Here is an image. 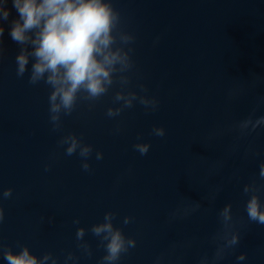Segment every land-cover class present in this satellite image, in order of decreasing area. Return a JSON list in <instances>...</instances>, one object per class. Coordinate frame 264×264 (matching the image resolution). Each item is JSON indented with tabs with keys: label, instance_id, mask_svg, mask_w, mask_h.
Segmentation results:
<instances>
[{
	"label": "water",
	"instance_id": "1",
	"mask_svg": "<svg viewBox=\"0 0 264 264\" xmlns=\"http://www.w3.org/2000/svg\"><path fill=\"white\" fill-rule=\"evenodd\" d=\"M121 27L134 36L129 84L118 74L108 92L91 107L77 101L53 130L48 113L50 88L17 77L19 46L0 38V249L27 245L64 264H99L104 255L90 226L112 212L114 226L136 245L117 264H199L211 259L221 231L218 212L231 205L238 245L219 264H264V225L249 222L243 185L255 181L264 201V129L241 135L235 125L264 115V0H111ZM10 8V17L16 13ZM30 67V64H29ZM158 101L155 110L134 102L115 118L106 116L118 90ZM162 126L163 137L151 134ZM119 128L117 132L116 129ZM75 134L92 145L90 170L78 155L66 156L60 138ZM149 144L141 156L133 145ZM99 150L103 158L95 159ZM47 165V171L45 170ZM219 188V191H216ZM214 194L215 198L210 199ZM194 202L188 215L180 210ZM173 213L176 215L173 216ZM130 222L123 224V217ZM78 219L79 223H73ZM91 255L77 246L76 229ZM0 264H6L0 251Z\"/></svg>",
	"mask_w": 264,
	"mask_h": 264
},
{
	"label": "clouds",
	"instance_id": "2",
	"mask_svg": "<svg viewBox=\"0 0 264 264\" xmlns=\"http://www.w3.org/2000/svg\"><path fill=\"white\" fill-rule=\"evenodd\" d=\"M9 4L16 13L11 19ZM6 24L8 37L19 46L15 55L17 77H23L27 72L29 84L43 82L50 88L48 113L54 131L61 126V115H70L78 100L88 102L91 107L105 95L117 74L121 89L127 88V73L133 68L130 52L134 36L121 27L120 12L113 7L111 0H0V38L5 34ZM139 88L140 94L132 90L116 91L113 96L116 106H109L106 116L118 117L123 109L131 108L134 102L143 105L145 110H155L158 103L156 98L144 94L146 89L143 84ZM235 127L241 135L264 129V115L256 118L248 116ZM151 134L163 137L165 130L162 126H153ZM59 143L64 147L66 156L78 155L81 168L85 172L90 170L92 145L84 143L72 133L63 135ZM133 148L143 156L148 153L149 144L138 140ZM102 158V152L96 150L95 159L99 161ZM258 177L264 180V161L259 163ZM242 191L246 196L244 211L248 221L264 225V201L258 195L259 185L255 181L245 183ZM10 195L11 189L4 188L0 192V200ZM214 198L213 194L210 199ZM199 208L200 203L194 202L180 212L188 215ZM113 215L107 211L102 221L90 226L91 233L99 238L104 248L99 264H117L122 254L136 245L133 237L125 236L120 227L114 226ZM218 218L221 231L213 240L219 242L211 259L202 257L199 264H219L240 241L230 204H225L219 210ZM3 220L4 209L0 207V222ZM130 220L129 216H124L123 224L127 225ZM73 223L78 224V219L74 218ZM84 233L83 227H77V246L83 254L91 255L88 244L83 241ZM0 251L6 264H57L56 257L51 253L37 256L24 244H18L15 251L9 247H3ZM235 259L237 264H244L246 255L240 252ZM75 262L76 257L71 252L64 257V264ZM153 264H160V258L157 257Z\"/></svg>",
	"mask_w": 264,
	"mask_h": 264
}]
</instances>
